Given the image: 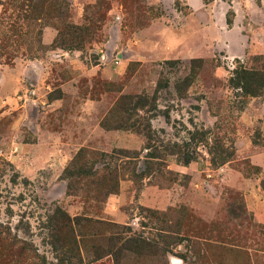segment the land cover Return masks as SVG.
<instances>
[{
	"label": "rangeland",
	"instance_id": "1",
	"mask_svg": "<svg viewBox=\"0 0 264 264\" xmlns=\"http://www.w3.org/2000/svg\"><path fill=\"white\" fill-rule=\"evenodd\" d=\"M244 68L264 0H0V264H264Z\"/></svg>",
	"mask_w": 264,
	"mask_h": 264
},
{
	"label": "trees",
	"instance_id": "2",
	"mask_svg": "<svg viewBox=\"0 0 264 264\" xmlns=\"http://www.w3.org/2000/svg\"><path fill=\"white\" fill-rule=\"evenodd\" d=\"M231 22H229V25ZM231 84L234 88H240L242 89L245 93H247L248 95L250 96H260L262 93H263V88H264V73L263 72H258V71H255V70H248L247 68H244L240 71H237L235 73V77H233L231 79ZM191 86V82L190 80H186L185 83H184V86ZM127 99V98H126ZM130 106L128 107V110H135V109H139V110H144L146 107H151L152 106V102L153 100H149L147 97H139V96H136L134 97L133 99H130ZM105 126H108L106 123H105ZM129 127L131 128H135L136 126L135 125H128ZM124 127V126H123ZM118 128H121V125H119ZM139 132H146L145 135L146 137L149 139V141H152L153 138H152V131L151 130H147V127L145 129H138ZM143 130V131H142ZM155 141V140H154ZM153 142V141H152ZM152 142H149V148L151 149H155L156 152H153V153H149V158L152 159V160H157V159H161V153L159 151V149L155 146L152 145ZM83 158V155H79L77 157V160L76 162L78 163L80 160H82ZM186 160H189V159H186ZM189 161H186V163H188ZM84 170V168H82ZM230 212L232 214H234V211L233 209L230 210ZM68 221L71 222V219L68 218L66 221H65V224H64V230L68 229ZM62 230V229H61ZM69 238H71L69 241H73L71 242L72 244L76 245L77 246V239L74 235V231H73V228L70 226V229H68V236ZM66 240V239H65ZM68 241V240H67ZM2 242H0L1 244ZM21 254L24 253V250L22 249Z\"/></svg>",
	"mask_w": 264,
	"mask_h": 264
}]
</instances>
